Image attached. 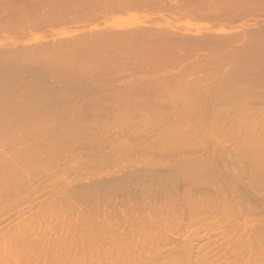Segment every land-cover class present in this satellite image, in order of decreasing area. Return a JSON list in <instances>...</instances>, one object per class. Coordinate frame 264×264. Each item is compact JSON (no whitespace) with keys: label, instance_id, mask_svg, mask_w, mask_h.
<instances>
[{"label":"rangeland","instance_id":"obj_1","mask_svg":"<svg viewBox=\"0 0 264 264\" xmlns=\"http://www.w3.org/2000/svg\"><path fill=\"white\" fill-rule=\"evenodd\" d=\"M114 1L115 0H113L112 2H110V0H103V2H100V3L98 2V4L100 6L98 4H96V6L97 5L99 6L97 9H94L92 12L87 13V14L86 13H79V15L77 14L80 17L79 20L73 21V22H71V24L69 23L70 22L69 20H65L66 18L68 19V17L64 18V22H63V21H61L63 18H59L58 16L57 17L55 16V18H54L53 14H49V15H45V16L43 15V17L41 14H39L40 16L38 14H36V16H38L37 18L40 17L39 20H36L35 16H31L32 18L27 17L26 19L21 17V18H19V20H17L18 17L15 16V20L19 21L20 24H21V20L25 19L24 22H22L23 24L24 23L25 24L24 25L21 24L23 26H20L17 22H15V20H14V22H12L13 16L12 17L7 16V18L5 20L1 21L6 16L0 15L1 16L0 21L2 22V23H0L1 24L0 25L1 26V28H0V51L2 49L7 50V46L10 47L11 44H12L11 46L14 47L15 45H18V44L19 45H22V44L31 45V44H36L37 42L38 43H44V42H50L53 40L54 41H57V40L60 41L63 39L68 40L69 38L71 40V39H76L77 36H78L77 39H80V38H82V35L85 33H88V32L91 33L93 30H94V32H96V31L106 30V29H108V30L111 29L109 31H131V30L147 29V28H152V30L157 29V30L165 31L166 29H168L167 30L168 33L166 32L167 34H173L174 36L178 35L177 37H179V35H180L181 37H186V38L189 37V39L193 38L194 40L195 39L196 40H205L204 38H206L207 40L210 39V41H214V39L216 37H218L216 39H219V37H220V39L222 38L221 40H228V39H223L224 38L223 35H226V36L227 35H229V36L234 35L233 38L239 37V40H241L242 43L239 42L238 40H237V42H239V43H237L235 40V42L237 44L234 43V45H233L234 48H231V50H228L227 52H223L225 57L227 55H229L228 53L231 52L230 58H228L229 56L227 57L228 60L226 58H223V54L221 55V53H220L221 57L223 59L227 60L228 65H227V62L223 61L221 64L222 66L220 65L221 67L219 65H216L219 67L215 66L218 69L223 68L220 70L217 69L218 71L216 73H220L219 71L224 70L223 72L226 74L231 69L232 70L234 69L233 68L234 64L232 63L233 66L229 64L230 59L231 58L234 59L233 57H235L233 54L234 50H232V49H235L236 47L239 48V46H241V45L243 46L246 38L248 39V37H245V36H250L252 34V32L258 31V32L264 34V0H236V1L235 0H209V1L205 0L206 3L204 2V0H197V1L194 0V2L192 4L193 7H190L191 2L193 0H147V1L144 0V1H141L143 3V5L137 3V4H139V6H136V3H134V2H128L127 5H126V3L123 2V4H125V6H122L121 1L116 0V2L120 3V6L118 5V3H116L119 6V7L117 6V8H116V6L115 7L112 6L113 3L115 5ZM187 1L188 2L190 1L189 2L190 3L189 9L186 8L188 6ZM196 2H199V3H196ZM132 3H134L135 6ZM129 4H132L133 7H131L132 5H129ZM185 5H186V7H185ZM196 5H199V6H196ZM205 5H206V7H205ZM126 6L128 7V10H127ZM202 6H204L203 7L205 9L204 11L202 10ZM121 7H123V8H121ZM210 7H211V9H209ZM184 9H186V10H184ZM195 9L196 10L201 9L200 10L201 12L199 10L196 11ZM204 12H206V14ZM214 13H215V15H214ZM21 15L23 16V14H21ZM28 15L30 16V14H26V16H28ZM74 15L73 14L71 16L69 15L70 16L69 18L74 17ZM214 16H218V17H214ZM10 17L12 18L11 21L9 20ZM24 17H25V15H24ZM29 18L32 20V22L29 21L30 20ZM59 19H61V20L57 21ZM26 20H28V21H26ZM6 21H9V23ZM26 22L28 24H26ZM12 23H15V26H14V24L12 25ZM10 24L12 25L11 26L12 28L9 27ZM4 27H6V28H4ZM169 30H171V31H169ZM210 32H212V33H210ZM219 33H221V34H219ZM182 35H184V36H182ZM213 37H215V38L212 39ZM1 46H2V48H1ZM3 47H5V48H3ZM147 49H148V51H147ZM147 49L143 50V51H146V53L144 52L145 54H147L146 56L149 55L151 57V58L147 57V58H149L148 60H150L147 62H146V60H144L147 58L143 57V56H145V54L141 55L140 50H137V51L135 50L132 53V55L129 52L128 53L130 55L124 53L125 54V56L123 55L124 60L122 59L123 58L122 53H121V56L119 58L118 55L112 54V56H111L109 54V51H108V55H107L108 57L105 58L107 61L106 60H99V58L104 59L103 56L106 57L107 52H105L104 49L97 51L95 54L89 53L92 51V49H90L88 51L86 50L85 53L90 54V56L87 55V56H89V58L91 56H93V58H94V55H95V57H96L95 59L99 60V62L101 61V63H102L103 61H106L105 63L103 62L104 64L103 63L102 64L105 67V68L104 67L103 68L105 70H107V74L105 73L106 71L103 68H101L100 63L97 62V60L93 61V58L92 59L90 58L88 61H90L92 63H90V62L86 63L87 62V60H85L86 55L82 54L81 56H84V55L85 56H84V58L82 57L80 59V61L82 59H83V61L85 60L86 62L84 61L85 62L84 64H87V65L84 66V68L86 70L85 75L83 76L82 79L77 80L78 85H79L77 91L75 90L76 85H77V84L75 85V83H77L75 81L72 82L73 83L72 85L73 86L75 85V87H74L75 89L72 87V85H70V87H72V88H70L69 85L67 87V84H66L67 82L66 83H64V82L58 83V84H63V85H58V87L61 86V89L63 88V89H65V91L59 90L60 88L58 89V87H56V88H57V90H59L58 92L61 91L63 93H69V92L72 93V91L74 93V90H75L74 99H76V102L78 101L77 102L78 104H79V101L83 98L84 99L85 98L87 99V97L91 98L93 95H94L93 97H98V95H99L100 98H98V99H103V101H105L104 103H107V105H109V104H113V101L115 99L114 97L115 96L117 97V95L120 96V98L118 97L117 100H123V98H121L123 96H124V100L127 97H129V96H126L125 94L123 95L122 91H121V88L123 89V91H125V87H126L128 95H130V94L137 95L134 97H133V95H130V96H132L131 98L134 101V103H135V101L139 102L140 99L144 100V98H146L149 100V102L144 100L146 102V104L148 103L147 105L149 106V103H151L150 105L154 106V108L150 106L149 110H150V108H152V110L155 109V111L157 110L156 112H158V114H160L161 113L160 111L165 110L164 112L166 113L167 112L166 110L172 109L171 108L172 103H173L172 101H174V103L179 104V105L182 104L183 101H185L182 96L181 97L179 96V91H180L181 86L183 87L185 85L186 88H185V86L183 87L185 89H183L181 87L182 91H180V93L181 92L182 93L180 95H182V94L186 95L187 96L186 98H188V88L187 87L189 86L188 84H190V82H191V84L193 83V86H194V84L199 80V78L204 76V73H206L207 75L210 76L211 83L213 80H215L217 78V74H216V76L214 75L216 77L215 79H213L214 78L213 76L211 78V75H213V73L211 74V72L213 70H215L214 67H213V69L211 68L212 66H209V68H207V66L205 67V65H203V67H205L206 71L207 70L209 71L210 68L212 69V71L209 72V74L205 70H204L205 71L204 72L203 71L204 68H202V67H201L202 70H200L201 72L199 73V70L197 68H199L202 65L198 61H200L199 59L204 58V56L202 58L201 57L199 58V56H201L200 55L201 52H199L200 50L196 51L199 54L198 55L196 53V55H198V57L196 56L195 59L193 58L191 62L190 61L186 62V59H188V56L190 55L189 57H192L193 53H190L188 55V52H186V50H184V51L181 50L179 52L173 51L174 56H173V54L171 56H169V55H167L168 51H166V52L164 51L165 53L162 52L163 53L162 56L157 55L156 53H155L156 55L152 54L153 56H151V53H154L157 51L155 50V51L150 52L151 50H149L148 47H147ZM93 51H94V49H93ZM103 51H104V53L102 55ZM141 51H142V49H141ZM143 51H142V53H143ZM201 51L204 52L203 55H208V53H209L207 50H205V51L201 50ZM120 52L121 51H118L119 54H120ZM138 52H140V53H138ZM147 52H150V53H147ZM169 52H170V54L172 53V51H169ZM176 52L179 53L178 58H176L177 54H178V53L176 54ZM116 53H114V54H116ZM135 53H137L139 56L135 55ZM99 54H101V55H99ZM180 54L182 56L188 55L185 58V61H184V58L180 56ZM232 54H233V56H232ZM109 55L111 57H109ZM126 55L128 56V58L130 56V59H127ZM134 55L137 58L135 60H133L135 58ZM194 55H195V53H194ZM115 56H117V60H115V58H116ZM172 56H173V58H171ZM138 57H139V59L142 57L144 59L142 58L143 60L141 59L140 61H138ZM161 57H163V58H161ZM193 57H195V56H193ZM164 58H165V60H164ZM86 59H87V57H86ZM121 59L123 61H121ZM151 59H154V61H152ZM172 59L176 62H174ZM177 59L182 60V61L178 62ZM108 60H109V62H108ZM196 60H198V61L196 62ZM113 61H115V63H113ZM117 61L118 62L120 61L121 64H120V62L118 63ZM165 61H166V63H165ZM193 61H195L196 64L199 63L200 66L196 68L197 65H195L193 68L192 67L194 65L192 63ZM93 62L99 63L100 68L103 69L104 72L102 73L103 70H100L99 67L98 68L100 71L98 70V68L96 69L97 66H95V65H98V64H94ZM153 62H154V64H153ZM160 62L162 63V65ZM182 62H183V64H182ZM223 63L224 64L226 63V65L228 67L226 65H225L226 68L223 67L224 66ZM115 64L117 65V68L120 67V68H118V70H115L116 69ZM132 64H133V66H132ZM137 64H139V65H137ZM176 64H178V65L176 66ZM180 64H182V65H180ZM191 64H193V65H191ZM126 65H129V66H126ZM186 65H189V66H186ZM190 65H191V68H190ZM229 65L231 66V69H229V67H230ZM143 66H144V68H143ZM149 66H151L153 69ZM235 66H237V65L235 64ZM137 67H138V69H137ZM187 67L190 68L191 70L188 69ZM94 68H95V70H94ZM183 68L186 70H184ZM195 68L198 70L197 72H196ZM176 69H177V71H176ZM161 70H163V71H161ZM150 71H152L153 73ZM181 71H182V74H181ZM202 71H203V74H201ZM95 72H96V74H95ZM113 72H114V74H113L114 77L112 75ZM137 72L138 73L140 72L141 74H138ZM158 72H160V73H158ZM188 72L190 73V75H191V73H193V75H194L195 72H196V74L199 73L201 75H199L200 77L197 75L199 78L196 79L197 76H193V75L189 76ZM223 72H222V74H223ZM108 73H110V74L108 75ZM168 73H170V74H168ZM184 73L187 75V77ZM147 74L150 77H148ZM225 74H223V75H225ZM93 75H96V77H91ZM220 75H221V73H220ZM223 75L222 76L218 75L220 77V79L218 77L217 81L216 80L215 81L221 82L220 80L222 79V77L224 78ZM168 76H169V78H168ZM118 77H120V79H122V80L119 81ZM121 77H123V78H121ZM208 77H206L205 81H207L209 79ZM85 78H87L86 81L91 78L92 80H94V82H95V80L97 82L94 83V82H92V80L91 81L88 80V81H90V83L88 81L85 82ZM112 79H114L115 81L114 80L111 81ZM165 79L167 81H165ZM171 79H173V80H171ZM195 79H196V81H195ZM81 80H83V81H81ZM144 80H145V84L144 85L142 84V85L144 87L148 86L149 89L145 88V89H147V91L145 90V92H139L138 87H137L138 91L134 90V89H136L135 87L132 88L133 90L131 89L132 91L130 90V88L133 86V84L135 85L136 81H137V83L140 82L139 84L141 85V83H143ZM191 80H193V82ZM50 81H51V84L56 82L54 79L50 80ZM100 81H102V83ZM109 81L112 83H110ZM133 81H135V82H133ZM184 81H185V83H184ZM215 81H213L212 85L215 83ZM32 82H33V80H32ZM156 82H159V83H157L158 86H157ZM199 82H201L200 85L202 86L203 81L200 80ZM48 83H50V82L48 81ZM167 83H169V84H167ZM206 83L207 82H205V85H206ZM208 83L207 84L210 86V82H208ZM87 84H89V85H87ZM92 84L96 88H94V86ZM129 84H131V87L128 86ZM196 84H197V86L199 85L198 82ZM216 84L215 85L218 86L220 83H216ZM80 85L84 86V87L85 86L89 87L91 85L90 86L91 88L85 87L86 88L85 89L83 87V88L79 89L81 87ZM124 85H125V87H123ZM200 85H199V88H200ZM205 85L203 87L206 88L207 85L206 86ZM64 86H66V88H68V92ZM136 86H138V84ZM143 86H141V87H143ZM127 87H129V89ZM203 87H201L200 89H203ZM97 88L98 89L100 88L101 92ZM70 89L72 91H69ZM93 89H95L94 92H92ZM118 89H120V91ZM141 89L144 90V88H141ZM141 89H140V91H141ZM113 90H115V91H113ZM128 90H130L131 92H134V93H130ZM97 91H99L100 94H98L99 92H97ZM109 91H110V93H109ZM116 92H119L120 95ZM121 94L123 96H121ZM107 95H109V96L107 97ZM13 96H14V99H12L13 98L12 95L8 97L10 99H7V98L6 99L8 101H13L16 98H18V96H20V95L17 94V96H15V94H14ZM102 96H104L105 99H107V98H109V99L105 100L104 97H102ZM110 96L112 97V99ZM138 97H143V98H138ZM131 98L129 97L127 99H131ZM157 98H159V99L157 100ZM85 100H81V101L83 102ZM132 100H131V102H133ZM142 100H140L139 103L143 104ZM155 100H157V101H155ZM165 103H167V104H165ZM141 104H140V107H141ZM146 104L145 105L143 104V105L146 106ZM110 108H112V109L114 108L116 110L117 107L112 106ZM110 108L108 109V112L110 111ZM128 108L129 107L118 108L119 110L117 109V111H118V115L120 117H118L119 119L117 118L114 120H113V118L115 117L114 113H117V111L114 112L115 110L112 111V109H111L109 114H107V110H105V113L107 115V116H105V113L103 115L104 110L101 111L102 108L101 109L99 108L100 111H97L98 109H96V111L99 112L100 115L101 114L103 115V116L101 115V117L104 118L101 121V123H100V120L102 118L100 120H98L100 117H98L99 115H97V112H94L95 113L94 114L93 110L88 109L94 115H97V116H95L96 118H93L96 120V122H98L97 127L95 126L96 123L95 124L93 123L94 126L96 128H98L96 130H95L94 126L92 129L91 122H93V120L91 122H89L90 120L88 118V117L91 118V115H92V117L94 115L91 114L87 109H86L87 111L85 110L86 111L85 113L89 112L91 114V115L89 114L90 116L86 115V117H87L86 120H89L88 121L89 123H85V122H87L85 119L83 121L86 124L85 127L91 126V129L88 127H87V129H85L82 126H80L81 128L79 126H76V127H71L68 129L65 128L66 130H62L61 128L57 127V125H53V127L49 126L50 128L49 127H43V128L42 127H39V128L38 127H33V128L23 127L24 129H19V127H16V128H18V129H16L15 127L14 128L12 127L13 129H11L10 127H6V129L4 128L3 130L0 128L2 130V131H0L1 132L0 133V157L2 158L1 155H4V152L8 151L7 153H5V155H6L9 153V150L10 151L13 150V153L11 155H9V157H10V159H13L14 157H16V159H17V160L13 159V160H15L14 162H16V161L17 162L15 164L12 161L15 165L14 164L11 165L12 163L7 164V162H6L7 160L8 161H10V160L7 157H6L7 160H6V158H4L6 163L5 162L3 163L4 164V165H2V166H4L3 168L1 166V168H2V169L0 168L1 171L6 170V172L8 174L11 172L12 175H10L11 174L10 173L9 176H13L14 170L17 171L19 169H16V168L19 166L20 167L22 166V168H20L21 170H19V171H22V174H23L24 173L23 171L26 172V169L23 170L24 162L26 160L28 162H30L32 160L31 158L34 157L33 158L34 160L36 158V160H39V162L40 161L42 162V163L40 162V165H42V166H40V167H42V169H40L41 172L38 170L39 168L36 167V163H35V168L37 169V171H36L37 173L35 172L36 169L30 168V170H33V172H35V174H34L31 171L32 174H34V175L31 177L30 181L28 180L29 182H27L25 185L19 187L15 192L13 191L14 193L12 192L11 202H9V203L7 202L8 204H5V205H7V206H5L6 208L4 207L6 209L7 213H5L6 215L4 214L5 215L4 221L5 222L2 223L3 225L0 226L1 227L0 229L1 230L2 229L3 230L4 229L10 230L11 228H14V226L15 227L21 226L19 224L23 225V223H24L23 221L25 219H26L25 222L29 221L28 223L34 225V223H31V222H33L34 219L36 218L35 219V225L37 222L36 226L38 229L36 231V227L31 225L34 227V228H32L33 229L32 231H34V232L36 231L35 233L37 236H38V234L40 235V233L45 235L47 232L46 237H48L49 234L51 235L50 232H52V236H53L54 240L55 239L57 240V236L59 237V235L61 236V234L63 235V237H65L64 235L66 232L67 233L71 232L70 234H73L76 230L79 231L78 228L81 229V226L84 227V225H85V227H86V222L90 223V225L87 224V228H82V231H83V229H86L85 230L86 232H89V231L91 232L95 229V227L100 228L98 226H102L103 229L101 228L100 230L101 231L103 230L102 231L103 233L105 231L104 229L107 230V228H108V231L110 232L109 229H111L112 226L114 227L115 225H117V226H115V228L116 227H117V229L121 228L120 230L122 232H128L129 233L130 232L129 230H131L130 228H133L134 232L135 231L137 232V230L140 229V231L138 230L139 233L135 232V234L131 230L130 234L128 235V238L130 237V235H132L131 234L132 232H133L134 236L132 235L131 237H136V235L139 234L140 238H142V237L144 238L147 236L146 235L147 233L149 234L148 235L149 237L155 236V233L153 234V233H151V231H148V230L150 227H151L150 230H152L151 225H154L155 222H157L156 224L162 225V228H165L167 230V231H165V234L167 236L166 237L167 242H166L165 246L160 248L163 252L160 249H159L160 251H157V253H159V254L162 253V254H160L162 256L159 255L160 258H163V259L167 258L169 255L176 252L181 247V245L184 244L185 241L191 240L192 238L193 239L196 238V240H197L199 237L202 238V236L204 235L205 236V237L203 236V239H204L203 242L204 243L202 242L203 239L201 240L199 238L201 241L197 240L198 242H195L196 244H194V245L196 246L197 250H198V247L199 248L202 247L201 250L205 249V251L203 254H201L202 251L199 249V251L201 253L198 251V253H195L196 254L195 256H198L199 259L203 257V260L204 261L207 260L208 263H209V261H211L209 264H264V243H263V241H264V224H262L264 222V219H263L264 218V215H263V213H264V210H263L264 209V203H263L264 198L262 197V196H264V194L263 193L260 194L256 190L254 191V188L250 186V178H249L248 169L246 168V165H244V163H242V162H240V164L236 162V158H238V154H240V151L246 152L248 149H250L251 147H254V146L255 147H259V146L264 147V130H263V128H261L259 126H258L259 128L258 127L257 128L256 127H251V128L250 127L249 128L248 127H243V128L239 127L238 128V127L233 126V125H223V124L213 125V124H211L210 120H208L209 125L204 124V123L203 124L200 123L201 125L199 127H197L198 123H196L197 126L194 125L195 126L194 127L193 124H195V123H193V124L190 123L191 126H188V122H185V124H186L185 125L183 122L184 120H182V122H183L182 124H184L183 127L185 129H181L183 127H180V125L182 126V124L179 125V122L176 125V123H175L176 121H173L175 123V125H174V123H172L171 126L165 125L167 127L165 129V128H163L164 125L161 124L162 121H163V124H165L164 122H167L166 124H170L168 122V119L171 122V119H173V117H174L173 113H171L169 111L172 114V115L169 114L170 118H164L168 114L164 115V112H162V115H164V117H160V122L157 121L159 119H156V122H155L160 127L157 126V127L151 128V129H153L151 131V129H149V130L145 129L143 125L140 126L141 125L140 121L142 118L145 121V119H147L148 117L150 118L151 121H153L155 118H159L158 117L159 115L153 114V113H155V111L153 112L152 110H151L152 113L150 111H149L150 113L145 112L146 110L148 111V109L144 108V107H141L142 109H140L143 111H140L139 108L138 109L135 108V110H137V111L139 110V111L136 112L135 114H131L132 113L131 108L133 109V107L129 108L131 110V113H130V110H128ZM122 109H124V110L127 109L125 112L129 113L130 116H133L136 119L140 116V118H141V119L139 118L140 121L139 120L135 121V119L133 117L128 116V114L126 115L124 113V110H122ZM135 110L133 109L134 112H135ZM94 111H95V109H94ZM122 111L124 113L123 114L124 116L121 114ZM79 112L77 114L81 115V114H79ZM83 112H84V110L82 111V113ZM150 114H152V115H150ZM118 115L116 114V117ZM147 115H149V116H147ZM162 115L160 114V116H162ZM208 115H210V113ZM84 116L85 115H81L82 118H85ZM121 116L127 120L122 119ZM126 116H128V117H126ZM146 116H147V118H146ZM196 116H198V115H196ZM76 117L80 118L79 116H76ZM107 117H108V119H107ZM109 117H110V120H109ZM129 117L131 119H133L131 121H134L133 123L135 125V128H134V125H132L133 128L131 127L132 122H130ZM178 117H179L178 121H180L181 119L187 118L186 116H184V118H183V116H181V115H179ZM149 118H148V120H149ZM162 118H164V120ZM105 119H107L108 122L114 121V123H116L115 126L118 125L119 127L114 126V128H113L114 123L110 124L111 122L109 124H108V122H105L107 124H105V123L103 124L102 122H104ZM161 119H162V121H161ZM166 119H167V121H166ZM174 119L177 120V118H174ZM80 120H82V119H80ZM117 120H118V122L120 120H123L124 122L123 121H121V122H122V124L123 123L124 124L120 126L119 123H121V122L118 123ZM187 120H188V118H187ZM187 120H185V121H187ZM203 121L204 120H202L201 122H203ZM129 122H130V125L127 126L129 124ZM136 122H138V124H139L138 128H137V125L135 124ZM158 122L160 124H158ZM204 122L207 123V120H205ZM100 124H103V125L99 126ZM82 125H84V124H82ZM107 125L109 128H106ZM102 126H104V127L102 128ZM175 126H176V128H174ZM186 126H188V127H186ZM8 128H9V130H8ZM127 128H129V129L127 130ZM169 128H171V129H169ZM172 128H174V129H172ZM103 129H104V132H103ZM101 130H102V132H101ZM130 132L133 133L131 136L128 135V134H131ZM148 132H149V134H148ZM61 134H65L67 136V139L65 138L66 136L63 138L64 140L60 139V138H62V137H60ZM150 134H151V136H150ZM134 135H137V137L136 136L134 137ZM156 135L158 138L156 137ZM81 136L83 138L85 137V139H83ZM140 136H143L144 139ZM134 138H135V140H136V138L139 140L142 138L140 140L142 142L148 141L147 143L145 142L146 144H148L147 146L150 145L149 141L151 140L150 143L152 142L153 145H151L149 148L146 146V144L144 145L141 142L139 144L140 145L142 144L147 149L149 148V151L146 149V151H148V152L145 153L146 151H144V152L141 151L142 149H145V148L144 147L142 148L139 146L142 149L139 150L141 152L137 153L136 152L137 149H140V148H135L134 146L138 145L139 140H137L138 142L134 146L132 145V143L130 144L131 141L135 144ZM65 139H66V142L62 143L65 141ZM118 141L120 143H118ZM172 141H173V143H172ZM126 142H127V146L125 145ZM47 144H52V145H51V147L49 146L47 148ZM114 144H116V145H114ZM117 144H118V147H117ZM43 145H46V146H43ZM128 145H131V147L132 146L134 147V148L133 147L132 148H133V150L135 149L134 151L136 154L133 153L134 151L132 150V148L130 146H129L130 147L129 148ZM122 146H124V147H122ZM151 148H153V149H151ZM131 150H132V152H131ZM126 151L128 153L131 152V153H129L131 155H129ZM132 153H133V155H132ZM14 154H15V156H14ZM16 154H18L19 158L22 155L25 156V159L19 160V158H18V156H16ZM12 155H13V158L11 157ZM23 156L21 157V159L24 158ZM238 159H237V161H238ZM26 162H25V165L28 164ZM30 163H32V162H30ZM154 163H156V165H158V166H156ZM157 163H159V164H157ZM186 163H188V165ZM5 164L9 165V167L11 166L10 168H7V169L12 170V168H13V172L11 170H10V172H8L7 169H4L7 166ZM185 165L188 168L191 167V165H192L191 168L194 169L195 171L197 169L199 172L198 171L195 172L196 176L199 175L198 176L199 178L202 176L201 178L203 180L201 179V182H198V183H194V182H190V183L188 182L187 183V182L183 181L184 179H182V178L179 180V178L181 177L178 173L180 171L179 168L182 169V167ZM196 165L198 166V168ZM154 166H156V167H154ZM24 167L26 168V166H24ZM33 167H34V165H33ZM177 170H178V172H177ZM16 171H15V173H17ZM200 171L201 172L203 171L202 174ZM239 171H240V174L237 175L236 172L239 173ZM6 172L4 171V174ZM241 172H242V174H241ZM2 173H3V171L0 173V175H2ZM20 174H21V172H20ZM151 174H153V175H151ZM178 175L180 177H178ZM236 175L240 176V178L242 177L241 178L242 180L241 179H235L237 177ZM173 176H176V177H173ZM237 178H239V177H237ZM0 181L2 183L3 180H0ZM182 181H183V184H182ZM261 181L262 180H260V182ZM108 182H110L112 184L110 185ZM105 183L109 184V185H106ZM102 184L106 185L105 188H104V186H102ZM1 185L3 186L4 182ZM191 186H194V187H191ZM202 186H203V188H202ZM175 187H177V188H175ZM260 187H261V185H260ZM165 188H166V190H165ZM101 189H103V190H101ZM160 189L162 192L160 191ZM156 190H159V191L156 192ZM90 192H91V194H90ZM183 192H184V194H183ZM254 192H257V193H255L256 195L254 194ZM187 194H188V196H187ZM255 196H256V198H255ZM13 197H15V198H13ZM253 198H255V199H253ZM259 198H261V199H259ZM260 201H262V202H260ZM64 204H66V205H64ZM173 204H174V207H173ZM254 205H255V207H254ZM58 207H60L59 208L60 210L58 209ZM171 207H173V208H171ZM7 208H8V210H7ZM256 208H257V210H256ZM66 209H68V210H66ZM171 209H172V211H171ZM49 210H50V212H49ZM58 210L59 211L62 210L61 214H59L60 212ZM69 210H71V211H69ZM43 211L44 212L47 211L50 214L47 212L44 213ZM63 211L65 212V214L62 215V213H64ZM171 212H173L172 215H171ZM33 214H35V216ZM43 214H44V216H43ZM153 214H154V216H153ZM37 215L38 216L42 215V218L38 217ZM27 219H28V221H27ZM60 219H61V222H60ZM62 219H64V220L62 221ZM68 220H70L71 223ZM74 221L76 222V224ZM21 222H23V223H21ZM83 222H84V225L82 224ZM100 222H103L105 224L107 222V226H106L107 228L105 227V224H103L104 226L98 224ZM43 223H45V224H43ZM91 223L92 224L95 223L94 228L92 227L93 225L91 226ZM109 223H111L112 226L109 225ZM96 224H98V225L95 226ZM147 224H149L150 227ZM109 226H110V228H109ZM118 226H119V228H118ZM138 226H143V228L141 229V227H138ZM145 226L149 227V228H145L146 231L144 229ZM175 226H177V227H175ZM4 227H6V228H4ZM90 227H92L93 230L90 229ZM88 228L90 229L89 231H87ZM115 228H112L111 230H115L117 232L118 231L120 232V230H117ZM95 230L97 231V229H95ZM77 231H76V233H79ZM101 231L100 232L98 231L97 233H101ZM115 231H112V233H115ZM143 231H144V233H146L145 235H143ZM195 231L196 232L199 231V232L194 233ZM86 232H84V233H86ZM122 232H120L121 235L127 237L128 233L127 234L123 233V234H125V235H123ZM140 232H142V233L140 234ZM152 232H154V231L152 230ZM200 232H201V234H200ZM35 233H34V236H36ZM94 233H96V232H94ZM110 233L107 234V232L105 231L103 236L104 237H107L108 235L111 236ZM120 233H117V234H120ZM150 233L153 234L154 236H152ZM168 233H169V235H168ZM42 234H41V236H42ZM115 234H113V235H115ZM121 235H115V236L122 237ZM139 235H137V237H139ZM172 235L174 236L173 238H171ZM195 235H197V236H195ZM52 236H50L48 238H51ZM66 236L68 237V235H66ZM54 237H56V238H54ZM137 237H136V240H138V239L142 240L143 239V238L140 239ZM175 237H177L179 239H177ZM174 239L177 241H172ZM196 240L194 239V241H196ZM260 240L262 242H260ZM256 241H257V244L259 246L257 244H254V242L256 243ZM169 242H171V245ZM200 242H202L203 245L206 243V245H204V247H203V246H201V244L200 245L197 244ZM259 242H260V244L263 243V244H261L263 247H260L261 245L259 244ZM253 245H254V247H253ZM255 245H257L259 248H257V246L255 247ZM171 246H173V247H171ZM165 247H166V249H165ZM196 248H194V250H196ZM260 248H261V250L263 249L262 252H261ZM165 250H170V251L172 250V253L169 251L171 253L170 254L168 251H165ZM164 251L166 253H164ZM167 252L169 255L167 254ZM194 252H196V251H193V254H194ZM199 253L202 255L201 257H200ZM163 254H164V256H163ZM166 255H168V256L166 257ZM204 256H205V258H204ZM192 258H194V261L192 260V263H188V264L204 263L203 260H202L203 262H200L201 260H199V259L197 260L196 257H192ZM207 261H205V264Z\"/></svg>","mask_w":264,"mask_h":264},{"label":"bare ground","instance_id":"obj_2","mask_svg":"<svg viewBox=\"0 0 264 264\" xmlns=\"http://www.w3.org/2000/svg\"><path fill=\"white\" fill-rule=\"evenodd\" d=\"M112 1L113 0H110V2H112ZM120 1H121V5L122 6H125V4H123V2L126 3V5H127L128 2H134V3H136V6H139V4H142L143 5V3L141 1H144V0H120ZM98 2L99 3L100 2H103V0H0V15H3V16L5 15L6 16V17H4V19L1 18L2 19L1 21L5 20L7 18V16H11V17L13 16V19L10 17L9 20L11 21V19H12V22H14L15 16L18 17V19L16 18L17 20H19V18H21V17H23V18L26 19L27 17H31V16H35L36 17V20H39L40 17L37 18L38 16H36V14H38V15L41 14L42 17H43V15L45 16V15L53 14L54 18H55V16L56 17L58 16L59 18H63L62 20L59 19L57 21H60L61 20V21L64 22V18L68 17V19L66 18L65 20H69L70 22L69 21L68 22L71 24V22L79 20V18H80L78 16L79 13H86L87 14V13L92 12L94 9H97L100 6L98 4ZM114 2H115V5L113 3L112 4L113 7L116 6V8H117L118 5L120 6V3L116 2V0ZM189 2L187 3L188 4L187 7L185 5V7L188 8V9H189V4H190ZM193 2H194V0L191 2V5L193 4ZM204 2H205V0H204ZM116 3H118V5ZM134 3H132V4L135 6ZM137 3H139V4H137ZM196 3H199V2H196ZM96 4H98L99 6L98 5L96 6ZM132 4H129V5H132ZM133 5L131 7H133ZM191 5H190V7H193V5L192 6ZM199 5H196V6H199ZM203 7L204 6H202V10L204 11L205 9ZM205 7H206V5H205ZM121 8H123V7H121ZM126 8L128 10V7L127 6H126ZM209 9H211V7ZM184 10H186V9H184ZM198 10H196V11H198ZM204 13L206 14V12H204ZM21 14H23V16ZM26 14H30V16L29 15L26 16ZM72 14L73 15L75 14L74 17L69 18ZM24 15H25V17H24ZM214 15H215V13H214ZM214 17H218V16H214ZM17 20H15V22H17L20 26H23L25 24V23L24 24L22 23V22H24V20H21V24H23V25H21L20 22L17 21ZM1 21H0V23H2ZM26 21H28V20H26ZM29 21L32 22L31 19ZM6 22L9 23V21H6ZM13 24L15 26V23H12V25ZM26 24H28V23L26 22ZM12 25L10 24L9 27L12 28L11 27ZM0 28H1V26H0ZM4 28H6V27H4ZM109 30H111V29H109ZM109 30L106 29V30H100V31H96V32H94V30H93L91 33L88 32V33L83 34L82 35V38H80V39H77L78 38V36H77L76 39H71V40L69 38L68 40H66V39L65 40L63 39V40H60V41L59 40H57V41H54L53 40V41L44 42V43H38L37 42L36 44H31V45H28V44L19 45L18 44L19 46L18 45H15L13 47V46H11L12 45L11 44L10 47L7 46V50L2 49L1 50L2 52L0 51V128L2 130L4 128L6 129V127H10L11 129H13L14 127L15 128L16 127H19V129H24L23 127H25V128H28V127H31V128H33V127H38V128L39 127H42L43 128V127H49V126L50 127L51 126L53 127V125H57V127L61 128L62 130H66L68 128L76 127V126H79V127L82 126L85 129H87L88 126L85 127V125H86L85 123H89V122H91L93 120V122H91L92 129H93V126H94L95 123L97 124V125L95 124V126L96 127L98 126V122H96V120L93 119V118H96L95 116H97V115H99L98 117H100L98 120H100L102 118L101 117L102 114L100 115L99 112H97V111H100L99 108L100 109L102 108L101 111L104 110L103 115L105 113V110H107V114H109V112L112 109L110 107H112V106L113 107H117L116 110L114 108L112 109V111L115 110L114 112H116L118 108H124V107H129V108L133 107L134 110H135V108L138 109L140 107V104H141L139 102L142 99H140L139 102L138 101H135V103H134V101L131 98L132 96H130V95H133V97L134 96H137V95L130 94V93H134V92H131L133 90L132 89L133 87L136 88V89H134L136 91H138L137 90V87H138L139 92H145V90L147 91V89H145V88H148V86L147 87L146 86L145 87L143 86L145 84V80H144L143 83H141V85L139 84L140 82L137 83V81H136V83L138 84V86H136L137 85L136 83H135V85L132 83L133 84L132 87H131V84H129L128 86L131 87L130 90L132 89L131 91L128 90L130 92L129 93L130 95H128V92H127V89H126L125 85L123 86V87H125V91H123V89L121 88L122 94L123 95L125 94L126 96H129L131 99H127V98H129V97H127L124 100V96L121 94V96H123V97H121V98H123V100H117V98L118 97L120 98V96H118L116 94L117 97L116 96L114 97L115 99L113 101V104L107 105V103H104L105 101H103V99H98V98H100L99 95H98V97H93L94 96L93 95L91 98L90 97H87V99L85 98L86 100L84 98L81 99V100H85V101L82 102L80 100L81 102L79 101V104L77 103L78 101L76 102V99H74V94H75V90L77 91L78 86H79L77 80L82 79L83 76L85 75L86 70H85L84 66L87 65V64H84L86 62L85 60H87L86 63H89L90 61H88V60L90 58L91 59L93 58V56H91L89 58L90 54H88V53L86 54L85 53L86 50L88 51V50L92 49V51H93V49H94L93 52L91 51L89 53L95 54L97 51L104 49V51L107 52L106 57L103 56L104 59L99 58V60H106L105 58L108 57L107 56L108 55V51H109V54L111 56H112V54L113 55H118L119 58H120L121 53H122V56L123 55L125 56V54L130 55L129 53H131V55H132V53L135 50L136 51L137 50H140L141 55L142 54H145L146 51H143V50L147 49V47L149 48V50H151L150 52L155 51V50L157 51V52L151 53V56L156 55V54L162 56V54H163L162 52H164V51L165 52L168 51L167 55L171 56L173 54V51H178L179 52L181 50H183V51L186 50V52H188V55L190 53H193V56H195V57H193V56L192 57H189L190 55L189 56L187 55L188 56V59H186V62L187 61L188 62L189 61L191 62L193 58L195 59L196 56L198 57L199 54L196 51H199L200 50L199 52H201L202 54L200 53L201 56H199V58L200 57L202 58L203 56H204V58L199 59L200 61L196 60V62L198 61L202 66H200L199 63L196 64L195 61H193L192 63L194 65L191 64V65H193L192 67L194 68L195 65H197L196 68L200 66L199 68H197L199 70V73L201 72L200 70H202V68H204L203 69V71H204L206 66H207V68H209V66H212L211 67L212 69L214 67L215 70H213V71H212L211 68L209 69V71L208 70L207 71L205 70V71L208 72V74H209V72L212 71L211 74L213 73V75L210 74L211 75V78L213 76L214 77L213 79H215L216 78L215 77L216 74H217V78L219 76H222L223 74H225L223 72L224 70L223 71L221 70L223 72V74H222L221 71H219L221 73V75H220V73H216L218 70L223 69V68H219L218 69L216 67H219L222 64L223 61L224 62H227V60H228L227 57L229 56L228 58H230V55H231V52H230V53H228L229 55H227L225 57V55H224L223 52H227L228 50H231V48H234L233 45H234V43L237 42V40L239 42H241V40H239V37L238 38L237 37L236 38L235 37L233 38L234 35L233 36H231V35L230 36L229 35H227V36L226 35H223L224 36L223 39H228V40H221L222 38L220 39V37H219V39H220L219 40V39H216L218 37H216V38L213 37L212 39L215 38L214 41H210V39L207 40L206 38H204L205 40H196V39L194 40L192 38L193 39L192 40V39H189V37L188 38L181 37L180 35H179V37H177L178 35L177 36H174L173 34H167L168 33L167 32L168 29H166L165 31H163V30H157V29L156 30L155 29L152 30V28L138 29V30H131V31H109ZM171 30H169V31H171ZM257 32H252V34L250 36H245V37H248V39L246 38L243 46L241 45V46H239V48L236 47L235 49H232V50H234L233 51V54H234L235 57H233L234 59H232V58L230 59L229 64L232 65V66H233V64H234V66L236 64L237 66H235V67L233 66L234 69L232 70L231 69V66L229 65L230 66L229 69H231V70L228 71L225 75H223L224 78L222 77V79L220 80L221 82H219V81L216 82L217 81V78H216L215 79L216 81L213 80V81H215V83L212 85L213 81L211 83L210 76L207 75L206 73H204V76L201 77L202 79L199 78L200 77L199 75L203 74V71H202L201 74H199V73L196 74V72L198 71L196 68H195L196 69V72H195L194 75H193V73H191V75H190V73L188 72L189 73L188 74L189 76H192V75L193 76H197V75L199 76V77L197 76V78H196V79L199 78V80L197 81L199 83V85L201 84V82H199L201 80V81H203V84L204 85H205V82H207V83L210 82V86L208 85L209 83L208 84L206 83V85L208 87L205 85L206 86V88H205V87H203L204 85L202 84V86L200 85V88L203 87V89H200L199 88V85L197 86V84H196L197 82L195 83L196 85L194 84V86H193V83L191 84V82H190V84H188L189 86L187 87L188 88V98H186L187 97L186 95H183V94L180 95L182 93V92L180 93V91H182V89H181L182 86H181L180 87V91H179V96L180 97L182 96L185 101H183V103L180 104V105L179 104H176V103H174V101H172L173 102V103L171 102L172 103V107H171L172 109L171 110L170 109L169 110H166L167 111L166 113L164 112L165 110L164 111H160L159 110L161 112L160 113L161 115H162V112H164V115H167L168 114L167 115L168 117L167 116L164 117V115L160 116V114H158V112H156L157 110L155 111V109L152 110V108H150V110H149V107L150 106L153 107V108H154V106L150 105L151 103H149V106H148L147 105L148 103L146 104V102L144 101V100H146L147 102H149V100L146 99V98H144V100H142L143 101V104L144 105L146 104V106H144L143 104H141V107H144V108H147L148 109V111L145 109L146 110V111L144 110L145 112H149V111L151 112V110L153 112L155 111V113H153V114H158L159 115L158 116L159 118H155L153 121H151L149 117H148L149 118V120H148L147 116H149V115H147L146 116L147 119H145V121H144V119L142 118L143 119L142 120L139 115H138L139 117L137 116L138 118L136 119L135 117L130 116L129 113H126L125 112L127 109L126 110L122 109V110H124V113L126 115L128 114V116L133 117L135 119V121L139 120V118H140L141 119V121L139 120L141 122V125L140 126L143 125L144 128L147 129V130L159 126V125H157V123H155L156 122V119H159L157 121L160 122V117L170 118L169 114L172 115L171 113H173V116L174 117H173V119H171V122L168 119V122L170 124H166L167 122H164L165 124H163L162 119L164 120V118L161 119V121H162L161 124L164 125L163 128H165V129L167 128L165 125H170L171 126L172 123H174L173 121H176L175 122L176 125L178 124V122H179V125L182 124L183 122H184V124H185V122H188V126H191L190 123H192V124L195 123V124H193V126L194 125L195 126L198 125L197 127H199L203 123L204 124H208V122H209L208 120H210L211 124H213V125H221V124H223V125H233V126H236L238 128L239 127H242V128L243 127H248V128L249 127L250 128L251 127H256L257 128L259 126V127L263 128V130H264V34H262L260 32L257 33ZM210 33H212V32H210ZM219 34H221V33H219ZM182 36H184V35H182ZM235 40H236V42H235ZM239 42H237V43H239ZM1 48H2V46H1ZM3 48H5V47H3ZM141 49H142L143 53H142ZM201 50H203V51L207 50L209 52L208 55H203L204 52H202ZM104 51L102 52V55H103ZM118 51H121L120 54L118 53ZM147 51H148V49H147ZM169 51H172V53L170 54ZM140 52H138V53H140ZM150 52H147V53H150ZM178 52H176V54ZM114 53H116V54H114ZM194 53H195V55H194ZM196 53L198 55H196ZM220 53H221V55L223 54V58H226L227 60L223 59L221 57ZM82 54H85L86 57H87V59L85 57V60H84L85 62L83 61V59L80 61V59L82 57L84 58V56H85V55L84 56H81ZM233 54H232V56H233ZM87 55H89V56H87ZM99 55H101V54H99ZM110 55H109V57H111ZM135 55L139 56L137 53H135ZM135 55H134V57H135ZM146 55L147 54H145V56H143V57L144 58L145 57L146 58L147 57H150L149 55L148 56H146ZM124 56L122 58L123 60H124ZM173 56H174V54H173ZM173 56L171 58H173ZM180 56L183 57L184 58V61H185V58L187 56H184V55L182 56L181 54H180ZM115 57H116L115 60H117V56H115ZM178 57H179V53L177 54V57L176 58H178ZM95 58L96 57L94 55L93 61H96L97 60ZM142 58L139 59V57H138V61H140ZM161 58H163V57H161ZM122 59H121V61H123ZM127 59H130V56H129V58L127 56ZM135 59H137V58L135 57L133 60H135ZM148 59L149 58L144 59V60H146V62L147 61H150ZM99 60H97V62H99ZM151 60L154 61V59H151ZM164 60H165V58H164ZM182 60H178L177 59L178 62L179 61H182ZM106 61H103V62L105 63ZM108 62H109V60H108ZM174 62H176V61H174ZM90 63H92V62H90ZM99 63H100L101 68H103L104 67V65H103L104 63L102 64L101 61ZM99 63H96V62L94 63V64H98V65H95V66H97L96 69L98 67L100 68ZM113 63H115V61H113ZM165 63H166V61H165ZM120 64H121V62H120ZM153 64H154V62H153ZM182 64H183V62H182ZM182 64H180V65H182ZM137 65H139V64H137ZM161 65H162V63H161ZM177 65L178 64H176V66ZM191 65H190V68H191ZM203 65H205V67H203ZM216 65H219V66H216ZM225 65H226V63L224 64L223 67L226 68V66L228 65V62H227V65L226 66ZM126 66H129V65H126ZM132 66H133V64H132ZM186 66H189V65H186ZM149 67H151V66H149ZM99 68H98V70H99ZM101 68H100V70H103L105 67L103 69H101ZM118 68H120V67H118ZM118 68H117V65H116V69L115 70H118ZM143 68H144V66H143ZM190 68H188V69H190ZM137 69H138V67H137ZM94 70H95V68H94ZM104 70L102 71V73L104 72ZM184 70H186V69H184ZM105 71H106L105 73L107 74V70H105ZM161 71H163V70H161ZM176 71H177V69H176ZM150 72H152V71H150ZM158 73H160V72H158ZM95 74H96V72H95ZM109 74L110 73H108V75ZM113 74H114V72L112 73V75ZM138 74H141V73L139 72ZM168 74H170V73H168ZM181 74H182V71H181ZM91 77H96V75H93ZM113 77H114V75H113ZM148 77H150V76L148 75ZM186 77H187V75H186ZM206 77L209 78V79L207 78L209 81L208 80L205 81ZM121 78H123V77H121ZM168 78H169V76H168ZM53 79L56 82L51 84V81L50 80H53ZM86 79L87 78H85V82H87L88 80H90V81L92 80L90 78V79H88L86 81ZM196 79H195V81H196ZM219 79H220V77H219ZM32 80H33V82H32ZM113 80L114 79H112L111 81H113ZM118 80L120 81L122 79H120V77H118ZM171 80H173V79H171ZM193 80H191V81L193 82ZM48 81L50 83H48ZM73 81L77 82V83H75V85L77 84L76 85V89L74 88L75 85L74 86L72 85L73 84L72 83ZM81 81H83V80H81ZM90 81H88V82L90 83ZM165 81H167V80L165 79ZM63 82L64 83L67 82L66 83L67 84V87H68V85H69V87H70V85H72V87L75 89V90L73 89L74 90V93H73V91L71 89L69 91H72V93L71 92H69V93H63V92H61L62 90L65 91V89H63V88L61 89V86L58 87V85H63V84H58V83H63ZM92 82H94V80H92ZM95 82H97V81L95 80ZM100 82L102 83V81H100ZM133 82H135V81H133ZM110 83H112V82H110ZM157 83H159V82H156V84ZM184 83H185V81H184ZM216 83H220V84L218 86H216L217 85ZM167 84H169V83H167ZM87 85H89V84H87ZM141 86H143V87H141ZM157 86H158V84H157ZM56 87H58V89L60 88L59 90H61V91L58 92L59 90H57ZM64 87L66 88V86H64ZM72 87H70V88H72ZM83 87L84 86H81L79 89H81ZM89 87L87 86L86 88H89ZM129 87H127V88L129 89ZM94 88H96V87L94 86ZM141 88H144V90L141 89ZM185 88H186V86H185ZM185 88H183V89H185ZM66 89H67V92H68V88H66ZM140 89H141V91H140ZM94 90L95 89H93L92 92H94ZM98 90L100 91V88ZM118 90L120 91V89H118ZM99 91H97V92H99ZM113 91H115V90H113ZM100 92L98 94H100ZM109 93H110V91H109ZM116 93L119 94V92H116ZM14 94H15V96H17V94L20 95V96H18V98L15 97L16 99L13 100V101H8L7 99H10L8 97L11 96V95L13 97L12 99H14V96H13ZM109 95H107V97ZM102 97H104V96H102ZM138 98H143V97H138ZM104 99H105V97H104ZM107 99H109V98H107ZM107 99H105V100H107ZM111 99H112V97H111ZM158 99L159 98H157V100ZM131 100L133 102H131ZM157 100H155V101H157ZM165 104H167V103H165ZM141 107L139 108V110L142 109ZM109 108H110V111L108 112V109ZM129 108H128V110H130ZM86 109L87 110L88 109L93 110V113L94 112H97V115H94L95 113L93 114L92 112H90L88 110L91 114L94 115L92 117V115L89 112L88 113H85L87 111ZM94 109H95V111H94ZM96 109H98V110L96 111ZM133 109L131 108L132 113H131V110H130V113L131 114H135L136 112L139 111V110L138 111L135 110V112H134ZM81 110L82 111L84 110V112H83L84 114L82 113ZM140 111H143V110H140ZM78 112L81 115H85L84 116L85 118H82L81 115H78L77 114ZM124 113L122 111L121 114L123 115ZM209 113H210V115H208ZM89 114L91 115V118H92L91 119L90 117H88L90 121L89 120H86L87 119L86 115H89ZM114 114H115V117L113 118V120L114 119H117L118 117H120L118 115V111H117V113H114ZM116 114L118 115L117 117H116ZM150 115H152V114H150ZM179 115L183 116V118H184V116H186L188 118V120H187V118L186 119L184 118V119H181L180 121H178V118H179L178 116ZM196 115H198V116H196ZM76 116H79L80 118H78ZM105 116H107L106 113H105ZM128 116H126V117H128ZM121 118L124 119V117H122V116H121ZM174 118H177V120H175ZM80 119H82V120H80ZM84 119L87 122L84 123V121H83ZM103 119L104 118H102L100 120V123H101V121ZM107 119H108V117H107ZM107 119H105L106 121L104 120V122H102V123L104 124L105 122H108ZM109 120H110V117H109ZM124 120H127V119H124ZM131 120H133V119L130 118V122L133 123L134 121H131ZM182 120H184V121L182 122ZM185 120H187V121H185ZM202 120H204V121L207 120V123L204 122V121L201 122ZM121 121H123V120H120L119 122H121ZM166 121H167V119H166ZM110 122L111 121H109L108 124ZM117 122H118V120H117ZM130 122H129V124L127 126L130 125ZM159 122H158V124H160ZM112 123H114V121H112L110 124H112ZM132 123H131V127L133 128L132 125H134V123L133 124ZM175 123H174V125H175ZM196 123H198V124L196 125ZM82 124H84V125H82ZM103 124H100L99 126H101ZM105 124H107V123H105ZM115 124L116 123H114L113 128H114ZM123 124H122V122L119 123L120 126L123 125ZM135 124L137 125V128H138V125H139L138 122H136ZM184 124H182V126L180 125V127H183ZM95 126H94L95 130L98 129ZM116 126H118V125H116ZM188 126H186V127H188ZM103 127L104 126H102V128ZM88 128L91 129V126L88 127ZM106 128H109L108 125H107ZM134 128H135V125H134ZM174 128H176V126ZM174 128H172V129H174ZM1 129H0V131H2ZM16 129H18V128H16ZM128 129L129 128H127V130ZM169 129H171V128H169ZM181 129H185V128L183 127ZM8 130H9V128H8ZM152 130L153 129H151V131ZM101 132H102V130H101ZM103 132H104V129H103ZM132 134L133 133L128 134V135L131 136ZM148 134H149V132H148ZM65 136H66L65 134H61L60 137H62V138H60V139H63ZM135 136L137 137V135H134V137ZM150 136H151V134H150ZM140 137L143 138V136H140ZM156 137H157V135H156ZM65 138L67 139V136ZM66 139H65L64 142H62L64 139L61 142L62 143H65L66 142ZM83 139H85V137ZM134 140H135V138H134ZM137 140H139V139L136 138V140L134 141L135 144L132 141L131 142L129 140L128 141L130 142V144L132 143V145L134 146V145L137 144V142H138ZM140 140H139L138 145H137L138 147L137 146H134L135 148H140V147H142V148L144 147L145 148V146H143L142 144L145 145L148 141H145L146 142L145 143L144 141L142 142ZM150 141H149V144H150L149 146H147L148 144H146V146L149 147V148H150L151 145H153V143L151 142L152 143L151 144ZM141 142H142V144H141L142 146L139 144ZM118 143H120V142L118 141ZM172 143H173V141H172ZM51 145L52 144H47V148L49 146L51 147ZM114 145H116V144H114ZM125 145L127 146V142H126ZM43 146H46V145H43ZM129 146L131 147V145H128V147ZM117 147H118V144H117ZM122 147H124V146H122ZM133 148H132V150H133ZM142 148L137 149L136 152L137 153L138 152H141V151L144 152L147 149V148H145V149H142ZM149 148L147 149L148 151H149ZM151 149H153V148H151ZM132 150H131V152H132ZM139 150H141V151H139ZM148 151H146L145 153H147ZM7 152L8 151L4 152V155H1L2 158L0 157V168H1L2 165H4L3 164L5 162L4 158H6V157L11 161V162L8 161L7 158H6L7 164H11L12 163L11 165H13L14 163L16 164V162H17V161L14 162L15 160H13V159H16V157L13 158V155L11 156L13 159H10V157H9V155H11L13 153V150L12 151L9 150V153L6 154L7 155L6 156L5 153H7ZM131 152H129V153H131ZM133 153H135V151ZM133 153H132V155H133ZM129 155H131V154H129ZM14 156H15V154H14ZM16 156H18V154H16ZM22 156H20V158L18 156L19 160L25 159V156H23L24 158L21 159ZM33 158H31V159L34 162L32 160L31 161L29 160L32 163H30V162H28L26 160L27 162L26 161L25 162L28 163V164L25 165V162H24V166H26V168L23 166V170L26 169V172L23 171L24 172L23 174H22V171H19V170H21L20 168H22V166L21 167L20 166L17 167L16 169H19V170H17V171L14 170V172H13V168H12V170L11 169H7V168H10L11 166L9 167V165L5 164L7 166L4 169H7L8 172H10V170H11L14 173L13 176H9V174L11 172L8 174L6 172V170H2L3 173H2V175H0V180H3L2 183L4 182V185L2 186L1 185L2 183L0 181V183H1L0 184V226L3 225L2 224L3 222H5L4 221V216L6 215L5 213H7L6 212V209H5L6 208L5 206H7V205H5V204H8L9 202H11V200H12L11 199L12 192L13 191L15 192L19 187L25 185L27 182L30 181L31 177L37 171V169L35 168V163H36V167L39 168L38 169L39 171H40V169H42V167H40V166H42V165H40V162L41 161L39 162V160H36V158L34 160ZM238 158H236V162L239 163V164H240V162L244 163V165H246V168L248 169V174H249V178H250V186L254 188V191L256 190L258 193H260V194L263 193L264 194V147H262V146L255 147L254 146V147H251L250 149H248L246 152L240 151V154H238ZM237 159H238V161H237ZM154 164L156 165V163H154ZM157 164H159V163H157ZM186 164L188 165V163H186ZM33 165H34V167H33ZM156 166H158V165H156ZM156 166H154V167H156ZM3 167L4 166H2V168ZM183 167H182V169L179 168L180 169L179 172H178L179 169L177 170V172L181 176L180 177L178 175V177H180L179 180L182 178V179H184L183 181H185L187 183L188 182L189 183L190 182H194V183L201 182V179H202L201 177L202 176L199 178L198 177L199 175L196 176V174H195V172L198 171L197 169H196V171L194 169H192L191 168L192 165L189 168L186 165L183 166ZM30 168L31 169H36L35 172H33V170H30ZM197 168H198V166H197ZM4 171L6 172L5 173L6 175L4 174ZM15 171L17 173H15ZM31 171L34 174H32ZM20 172H21V174H20ZM202 172H201V174H202ZM236 173H237V175H239L240 174V171H239V173L238 172H236ZM241 174H242V172H241ZM10 175H12V173ZM151 175H153V174H151ZM173 177H176V176H173ZM237 177H239V178H237ZM237 177L235 179H241L242 178V177L240 178V176H237ZM260 180H262V181L260 182ZM183 181H182V184H183ZM108 183L110 185L112 184L110 182H108ZM103 184H102V186H104V188H105L106 185H109V184H106V183H105L106 185H103ZM260 185H261V187H260ZM191 187H194V186H191ZM175 188H177V187H175ZM202 188H203V186H202ZM101 190H103V189H101ZM165 190H166V188H165ZM157 191H159V190H156V192ZM160 191H161V189H160ZM91 192H90V194H91ZM184 192H183V194H184ZM257 192H254V194L257 193ZM188 194H187V196H188ZM262 197L264 198V196H262ZM13 198H15V197H13ZM255 198H256V196H255ZM255 198H253V199H255ZM259 199H261V198H259ZM260 202H262V201H260ZM64 205H66V204H64ZM173 207H174V204H173ZM173 207H171V208H173ZM254 207H255V205H254ZM59 208L60 207H58V209ZM7 210H8V208H7ZM66 210H68V209H66ZM256 210H257V208H256ZM61 211H59L60 212L59 214H61ZM69 211H71V210H69ZM171 211H172V209H171ZM46 212L47 211H45L44 213H46ZM49 212H50V210H49ZM49 212H47V213H49ZM63 214H65V212L62 213V215ZM172 214H173V212H171V215ZM33 215L35 216V214H33ZM263 215H264V213H263ZM43 216H44V214H43ZM153 216H154V214H153ZM38 217H41L42 218V215H40ZM35 219H34L33 222H31V223H34V225L28 223L29 222L28 219H27L28 222H25V220H26L25 219L23 221L24 223L21 222V223H23L24 226L22 224H19L21 226H17V227L14 226V228H11L10 230L7 229L8 231L5 230V229L4 230L3 229L2 230L0 229V264H188V263H192V260L194 261V258H192V257H196L197 260L199 259L198 256H195L196 255L195 253H198L199 249L200 250L202 249L201 246L204 247V245H206V243L203 245V243H204L203 242L204 241V239H203V236L204 235H203L202 238L199 237L201 240L203 239L202 240L203 243L202 242L197 243L199 245L201 244V246H200L201 248L198 247V250H197V248H196V246L194 244H196L195 242H198L197 240H199V241H201V240L199 238L197 240H196V238H194L196 240V241H194V239L192 238L191 240L185 241L183 245L180 244L181 247L176 252H174L173 254H171L172 253V250L171 251L170 250H165V251H168V252L170 251L171 253L170 252L169 253L171 255H169L168 252H167V254L169 256L166 255V257L167 256L168 257L163 259V258H160V256H162L160 254H162V253L159 254V253H157V251H160L161 250L160 248H162L163 246H165V244L167 242V240H166L167 239L166 238L167 236L165 234V231H167V230L165 228H162V225L156 224L157 222H155L156 225L155 224L154 225H151L152 226V230L154 232H152V230H150L151 227L149 226V224H147V225L150 228L148 226L147 227L146 226L144 227V229L145 228H149L148 231H151V233H153V234L155 233V236L150 233L154 237H149L148 236L149 234L148 233L147 234L144 233V231H143V235L146 234L147 236L144 237V238L141 236L143 239L140 238V235L139 234H137V235H139V237H137V235H136L137 238H140L142 240H139V239L136 240V237H131L133 235V232H134L133 228H130L133 232L131 233L132 235H130V237L128 238V235L130 234L131 230H129L130 231L129 233L128 232H122L120 230L121 228H119V226H118L119 229H117V227L115 228V226H117V225H115L113 227L112 224L109 223V225L112 226L111 229L112 228H115L117 230H120V232H122V234L123 233H126V234L128 233L127 234V237H125V236H122L119 231L117 232L115 230L109 229L111 233H112V231H115V233L116 232L117 233H120V234H117V233L116 234L115 233H112L111 234L108 231V228L106 227L107 226V222H106V224L103 223V222H100L98 224H100V225L105 224V227L107 228V230L106 229H104V230L107 232V234L110 233L111 236H109V235L107 237H104L103 236V234L105 233V231L103 233L102 232L103 230L102 231L100 230L101 228L103 229L102 226H98L100 228H96L95 227V229H97V231L95 229L93 230L95 223H93V224L91 223V226L93 225L92 226L93 228L90 227V229H92L96 233H94L93 231L90 232L89 231L90 230L89 228L87 230L89 232H86L85 231L86 229H83V231L86 232V233H84L82 231V228H87V224L90 225V223L86 222V227H85L84 222H83L82 224L84 225V227L81 226V229L78 228L79 226L77 227L79 231H77V230L76 231L79 232V233H76L75 230H74L75 231L74 233L72 232L73 234H70L71 232H69V233L66 232L67 234L65 233V235H64L65 237H63L62 234H61V236L58 234L59 237L57 236V240L56 239L54 240L53 239V236H52V232H50L51 235L49 234L50 236H52L51 237L52 239L51 238H48V237H50L49 235H48V237H46L47 232H46L45 235L42 234V233H40V232H39L40 235L39 234H38V236L36 235L35 232L37 231L38 228L36 226L37 225V222H36V225H35ZM63 220L64 219H62V221ZM68 221H70V220H68ZM60 222H61V219H60ZM70 223H71V221H70ZM43 224H45V223H43ZM75 224H76V222H75ZM98 224H96L95 226H97ZM262 224H264V222ZM31 225H33V226L36 227V231L35 232L32 231L33 230L32 228H34V227L31 226ZM138 227H141V229L143 228V226H138ZM175 227H177V226H175ZM4 228H6V227H4ZM109 228H110V226H109ZM138 230L140 231V229H138ZM138 230H137V232L139 233ZM98 231L99 232L101 231V233H97ZM145 231H146V229H145ZM135 232H134V234H135ZM198 232L199 231H197V232L195 231L194 233H198ZM34 233H35L36 236H34ZM141 233L142 232H140V234ZM41 234H42V236H41ZM113 234H115V235H121L122 237H120V236L118 237V236H115ZM200 234H201V232H200ZM66 235H68V237ZM123 235H125V234H123ZM168 235H169V233H168ZM173 235H172L171 238H173L175 236V235L174 236ZM195 236H197V235H195ZM54 238H56V237H54ZM175 238H177V237H175ZM177 239H179V238H177ZM172 241H177V240L174 239ZM260 242H262V241L260 240ZM260 242H259V244H260ZM169 243L171 245V242H169ZM263 243H264V241H263ZM263 243H261V244H263ZM254 244H257V241H256V243L254 242ZM257 245H255V247ZM258 246H257V248H259ZM171 247H173V246H171ZM253 247H254V245H253ZM260 247H263V246L261 245ZM194 248H196V250H194ZM165 249H166V247H165ZM260 250H261V248H260ZM262 250H261V252H262ZM165 251H164V253H166ZM193 251H196V252H194V254H193ZM201 251H202V253L200 251L199 252L201 254H203L204 251H205V249L204 250H201ZM201 254H200V257L202 256ZM163 256H164V254H163ZM204 258H205V256H204ZM199 260H201L200 262H203L204 261L203 260V257L200 258ZM205 261H207V260H205ZM205 261H204V263H201V264H205ZM210 262L211 261H209V263ZM207 263H208V261L206 262V264Z\"/></svg>","mask_w":264,"mask_h":264}]
</instances>
